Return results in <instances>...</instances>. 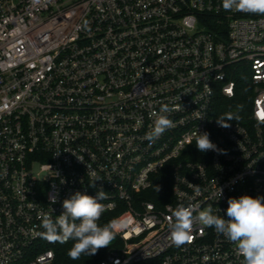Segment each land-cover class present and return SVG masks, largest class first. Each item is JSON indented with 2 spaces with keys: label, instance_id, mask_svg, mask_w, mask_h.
<instances>
[{
  "label": "built area",
  "instance_id": "obj_1",
  "mask_svg": "<svg viewBox=\"0 0 264 264\" xmlns=\"http://www.w3.org/2000/svg\"><path fill=\"white\" fill-rule=\"evenodd\" d=\"M159 115L173 127L149 142ZM197 130L222 151H199ZM161 173L167 201L150 197ZM100 188L98 223L115 238L97 264H242L199 221L175 246L169 217L183 204L227 219L229 198L264 196V14L222 0H0V264H52L60 243L42 237L43 216Z\"/></svg>",
  "mask_w": 264,
  "mask_h": 264
},
{
  "label": "clouds",
  "instance_id": "obj_2",
  "mask_svg": "<svg viewBox=\"0 0 264 264\" xmlns=\"http://www.w3.org/2000/svg\"><path fill=\"white\" fill-rule=\"evenodd\" d=\"M222 6L228 11L235 9L245 13L264 14V0H222ZM160 111L169 113L171 109L164 104ZM232 119V116H222L216 122L227 128L231 125L228 121ZM171 127L173 121L167 115H159L145 139L153 142ZM194 135L195 146L199 151H222L210 140L209 133L197 130ZM96 180L92 187H95ZM106 199L108 196L103 188L98 189L95 196L75 192L70 198L63 200V212L55 220L48 215L43 216L40 225L44 229L42 237L60 244L73 241V246L68 251V256L73 260L79 259L81 255H95L99 249L109 247L115 238L112 225L98 223L105 211L101 201ZM50 202L56 203V197H50ZM227 204V219L213 214L211 205L199 210L195 217L193 213L197 212L196 208L178 205L169 217L171 242L177 247L190 243L195 220L204 226L213 227L217 234L235 244L238 255L243 257L242 264H264V196L245 194L229 198Z\"/></svg>",
  "mask_w": 264,
  "mask_h": 264
},
{
  "label": "trees",
  "instance_id": "obj_3",
  "mask_svg": "<svg viewBox=\"0 0 264 264\" xmlns=\"http://www.w3.org/2000/svg\"><path fill=\"white\" fill-rule=\"evenodd\" d=\"M241 81L243 82V87H246L247 84L249 85L248 78L245 77L241 78ZM246 98H248V101L251 102L253 95H251V93H248ZM170 189H171V181L169 176H167L166 173H161L159 175V179L154 185L152 191L153 193H151L150 197L155 201L170 200L169 198ZM72 246H73V241L71 240L65 244H58L57 247L55 248V258L52 264H97L99 261H101L104 258L106 251L108 249V247L101 248L97 251L95 255H91V256L81 255L79 259L73 260L68 256V251L71 249Z\"/></svg>",
  "mask_w": 264,
  "mask_h": 264
}]
</instances>
